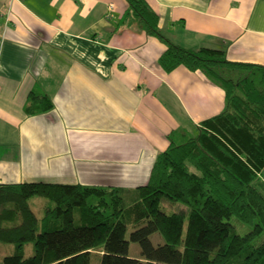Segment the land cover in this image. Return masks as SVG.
Masks as SVG:
<instances>
[{
  "label": "crops",
  "instance_id": "crops-1",
  "mask_svg": "<svg viewBox=\"0 0 264 264\" xmlns=\"http://www.w3.org/2000/svg\"><path fill=\"white\" fill-rule=\"evenodd\" d=\"M146 1L174 43L264 66V0ZM128 10L126 0H0V184L133 190L171 136L225 110L226 91L203 71L163 68L167 45ZM33 91L54 108L29 114Z\"/></svg>",
  "mask_w": 264,
  "mask_h": 264
},
{
  "label": "trees",
  "instance_id": "trees-1",
  "mask_svg": "<svg viewBox=\"0 0 264 264\" xmlns=\"http://www.w3.org/2000/svg\"><path fill=\"white\" fill-rule=\"evenodd\" d=\"M126 1L129 18L167 45L163 68L203 71L226 91L227 106L196 136H171L145 186L0 184V245H14L4 264H264V66L229 61L225 48L186 49L162 31L146 0ZM53 108L47 94H30L29 114ZM35 197L50 200L42 217ZM233 217L251 230L240 234ZM157 232L164 244L153 243ZM131 242L141 259L130 257Z\"/></svg>",
  "mask_w": 264,
  "mask_h": 264
},
{
  "label": "rangeland",
  "instance_id": "rangeland-1",
  "mask_svg": "<svg viewBox=\"0 0 264 264\" xmlns=\"http://www.w3.org/2000/svg\"><path fill=\"white\" fill-rule=\"evenodd\" d=\"M197 134H198V131H196L195 129H190L187 132L188 137L196 136ZM0 142H2V141H0ZM49 203H50V200L47 198H44V197H35V198L31 199L32 208L38 217L43 216L45 206ZM167 207L169 208L170 211H175V212H179L180 210L185 208V206H183L182 204H177V205H173V206H168V204H167ZM232 224L237 227L240 234H245L246 232L251 230V226L243 224L237 217L232 218ZM133 230L134 229L132 227L129 228L128 238H130V234ZM152 241L155 245L165 243L164 238L158 232L152 236ZM13 251H14V245L1 244L0 245V264H4L5 256L13 253ZM33 253H34V244L33 243L27 244L26 250H25L26 257L32 256ZM129 255L131 258H137V259L142 258V249H141V246L139 243L131 242ZM95 262H97V261H95Z\"/></svg>",
  "mask_w": 264,
  "mask_h": 264
},
{
  "label": "built area",
  "instance_id": "built-area-1",
  "mask_svg": "<svg viewBox=\"0 0 264 264\" xmlns=\"http://www.w3.org/2000/svg\"><path fill=\"white\" fill-rule=\"evenodd\" d=\"M114 8H115V6L112 4V5L110 6V9L114 11V10H115Z\"/></svg>",
  "mask_w": 264,
  "mask_h": 264
}]
</instances>
